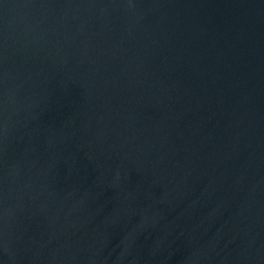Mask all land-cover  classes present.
<instances>
[{"label": "water", "instance_id": "1", "mask_svg": "<svg viewBox=\"0 0 264 264\" xmlns=\"http://www.w3.org/2000/svg\"><path fill=\"white\" fill-rule=\"evenodd\" d=\"M0 264H264V0H0Z\"/></svg>", "mask_w": 264, "mask_h": 264}]
</instances>
